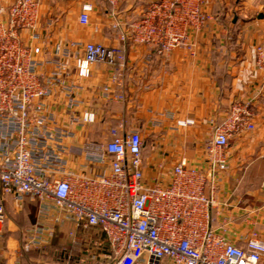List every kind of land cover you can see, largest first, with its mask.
Listing matches in <instances>:
<instances>
[{"label":"built area","instance_id":"built-area-1","mask_svg":"<svg viewBox=\"0 0 264 264\" xmlns=\"http://www.w3.org/2000/svg\"><path fill=\"white\" fill-rule=\"evenodd\" d=\"M107 2L115 8L119 0ZM92 10L91 3H83L81 24L88 23ZM39 19L40 0L0 1V190L17 202L38 201L37 222L28 230L25 248L44 243L52 231L46 220L52 218L100 229L111 264H264V241L256 233L238 246L213 227V199L206 193L207 184L214 188L228 167L230 136L254 127L251 102H232L206 146L204 167L178 162L166 183L147 180L144 138L138 131L118 135L113 130L110 141L91 149L66 142L75 137L71 126L83 128L96 119L93 111L79 110L81 87L71 76L87 78L98 63L124 67L125 48L70 42L56 46L48 61H38L21 32L38 38ZM213 20L206 0H151L119 37L160 56L179 48L194 54L193 36ZM255 52L262 67L264 37ZM45 65L51 70L40 72ZM55 90L64 97L65 124L48 102ZM192 124L191 119H175L171 128ZM73 155L82 159L77 170L69 167ZM3 220L0 199V226Z\"/></svg>","mask_w":264,"mask_h":264},{"label":"crops","instance_id":"crops-1","mask_svg":"<svg viewBox=\"0 0 264 264\" xmlns=\"http://www.w3.org/2000/svg\"><path fill=\"white\" fill-rule=\"evenodd\" d=\"M0 1L3 5L12 2ZM150 1L119 0L112 8L107 0H40L38 38H31L26 30L21 32L36 60L48 61L56 46L70 42L125 48L124 67L98 63L87 78L71 76L81 87L79 110L93 111L96 119L83 128L71 126L75 137L66 142L91 149L93 144L110 141L113 130L118 135L138 131L152 143V150H145L144 140V177L166 183L178 162L204 167L206 146L232 102H251L254 127L230 136L228 167L219 174L214 188L207 184L206 193L213 199L212 225L228 241L244 246L252 233L264 241V64H256L255 52L264 37V0H235L234 10L213 13L206 3L214 20L193 36L194 54L179 48L168 56L157 55L148 46L124 44L119 37ZM85 2L93 10L88 23L81 24L79 15ZM51 68L45 65L40 72ZM54 92L48 102L59 123L65 124L64 97L60 90ZM175 119H191L193 124L172 129ZM81 161L80 156H71L70 169L77 170ZM0 199L4 207L0 264L111 261L101 230L78 227L70 220L55 223L48 218L52 231L44 243L26 249L28 230L37 222L38 201L28 197L17 202L1 190ZM46 246L52 248L50 260L46 259Z\"/></svg>","mask_w":264,"mask_h":264},{"label":"rangeland","instance_id":"rangeland-1","mask_svg":"<svg viewBox=\"0 0 264 264\" xmlns=\"http://www.w3.org/2000/svg\"><path fill=\"white\" fill-rule=\"evenodd\" d=\"M207 3V10L212 12L218 10V12H220L222 9H229V10H234L235 8V0H227V2L222 1V0H206ZM232 7V8H231ZM112 132V131H111ZM115 135V134H114ZM113 132H112V136ZM145 150H152V143L150 142V138L146 135L145 138ZM51 247L46 246L44 248L45 252H46V259L50 260L53 258L52 254H51ZM56 257H59L58 255ZM55 258V257H54ZM109 261V262H108ZM110 260L106 259V263L110 264ZM161 264H171L170 262L164 261Z\"/></svg>","mask_w":264,"mask_h":264}]
</instances>
